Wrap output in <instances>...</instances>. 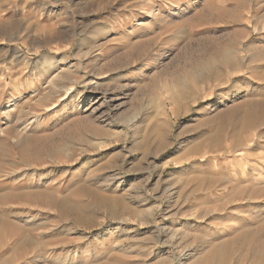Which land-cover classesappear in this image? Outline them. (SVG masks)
Returning a JSON list of instances; mask_svg holds the SVG:
<instances>
[{
  "label": "rangeland",
  "instance_id": "obj_1",
  "mask_svg": "<svg viewBox=\"0 0 264 264\" xmlns=\"http://www.w3.org/2000/svg\"><path fill=\"white\" fill-rule=\"evenodd\" d=\"M0 264H264V0H0Z\"/></svg>",
  "mask_w": 264,
  "mask_h": 264
}]
</instances>
